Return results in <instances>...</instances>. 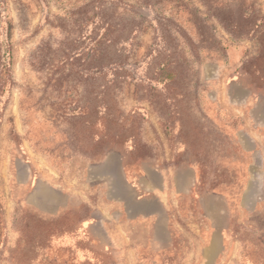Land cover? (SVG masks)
I'll return each instance as SVG.
<instances>
[{
  "label": "rangeland",
  "instance_id": "rangeland-1",
  "mask_svg": "<svg viewBox=\"0 0 264 264\" xmlns=\"http://www.w3.org/2000/svg\"><path fill=\"white\" fill-rule=\"evenodd\" d=\"M0 264H264V0H0Z\"/></svg>",
  "mask_w": 264,
  "mask_h": 264
}]
</instances>
